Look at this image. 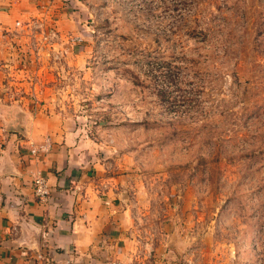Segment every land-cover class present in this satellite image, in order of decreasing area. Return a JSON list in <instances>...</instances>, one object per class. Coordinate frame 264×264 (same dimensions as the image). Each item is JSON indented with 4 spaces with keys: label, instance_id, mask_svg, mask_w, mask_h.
I'll use <instances>...</instances> for the list:
<instances>
[{
    "label": "rangeland",
    "instance_id": "374dc122",
    "mask_svg": "<svg viewBox=\"0 0 264 264\" xmlns=\"http://www.w3.org/2000/svg\"><path fill=\"white\" fill-rule=\"evenodd\" d=\"M0 21L11 89L129 210L136 264H264V0H0Z\"/></svg>",
    "mask_w": 264,
    "mask_h": 264
},
{
    "label": "crops",
    "instance_id": "0c3cea01",
    "mask_svg": "<svg viewBox=\"0 0 264 264\" xmlns=\"http://www.w3.org/2000/svg\"><path fill=\"white\" fill-rule=\"evenodd\" d=\"M2 32L0 43L5 39L10 49L0 57V118L22 121L18 134L0 139V264H136L129 210L107 180L93 176L95 164L71 147L62 119L32 112L27 95L11 89L28 86L8 76L22 70L11 64L13 39ZM37 177L46 182L45 197L34 194Z\"/></svg>",
    "mask_w": 264,
    "mask_h": 264
},
{
    "label": "built area",
    "instance_id": "2783aa9c",
    "mask_svg": "<svg viewBox=\"0 0 264 264\" xmlns=\"http://www.w3.org/2000/svg\"><path fill=\"white\" fill-rule=\"evenodd\" d=\"M48 143V139L46 140L45 144ZM46 149V147H45ZM33 188H34V194L37 197H45L48 194V189L46 182L43 178L37 177L33 181Z\"/></svg>",
    "mask_w": 264,
    "mask_h": 264
}]
</instances>
